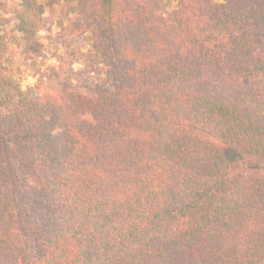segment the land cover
I'll return each instance as SVG.
<instances>
[{
  "label": "trees",
  "instance_id": "obj_1",
  "mask_svg": "<svg viewBox=\"0 0 264 264\" xmlns=\"http://www.w3.org/2000/svg\"><path fill=\"white\" fill-rule=\"evenodd\" d=\"M65 1L85 91L23 89L0 22V264H264V0Z\"/></svg>",
  "mask_w": 264,
  "mask_h": 264
},
{
  "label": "rangeland",
  "instance_id": "obj_2",
  "mask_svg": "<svg viewBox=\"0 0 264 264\" xmlns=\"http://www.w3.org/2000/svg\"><path fill=\"white\" fill-rule=\"evenodd\" d=\"M35 1L34 10L40 11L37 33L27 40L18 22L25 12L23 0H0L1 32L8 47L5 62L22 88L35 85L56 88L69 79L85 91L104 79L103 64L83 57L92 47L91 32L78 35L68 28L77 14L75 4L65 0ZM175 7L174 1L168 5L169 9Z\"/></svg>",
  "mask_w": 264,
  "mask_h": 264
}]
</instances>
